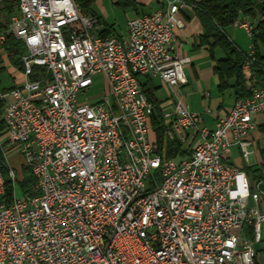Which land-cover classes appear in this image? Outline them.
Here are the masks:
<instances>
[{
    "label": "built area",
    "instance_id": "built-area-1",
    "mask_svg": "<svg viewBox=\"0 0 264 264\" xmlns=\"http://www.w3.org/2000/svg\"><path fill=\"white\" fill-rule=\"evenodd\" d=\"M165 2L129 18L118 37L100 35L98 19L75 0H17L5 31L24 53L21 79L0 88L1 157L14 187L10 147L35 183L33 193L0 201V264H257L264 168L250 176L229 154L232 146L246 160L253 154L264 88L235 99L213 128L177 97L164 114V137L185 154L160 153L140 78L177 88L189 62L175 50L183 2ZM235 25L251 38V25ZM97 75L103 96L80 101Z\"/></svg>",
    "mask_w": 264,
    "mask_h": 264
},
{
    "label": "trees",
    "instance_id": "trees-1",
    "mask_svg": "<svg viewBox=\"0 0 264 264\" xmlns=\"http://www.w3.org/2000/svg\"><path fill=\"white\" fill-rule=\"evenodd\" d=\"M17 6V0H0V8L3 12L9 14L13 11V5ZM96 0H75L80 9L87 15L96 17L103 28L99 29L100 35L113 34V26L107 25L101 18L95 14L92 9V3ZM115 4L120 7H130L136 9L138 3L136 0H115ZM196 18L200 22L203 32L198 38L199 46H206L212 58L213 50L219 48L223 56L214 59L213 72L218 78V89L220 92L228 87L234 91L235 99L249 97L252 87L264 88V0H192L190 4ZM245 19L256 20L251 35V48L253 54L249 51H243L238 48L228 37L225 29L236 22L245 21ZM7 24L0 25V32H5V40L0 43V48L5 52L9 62L17 67H21V57L24 53L23 43L15 38L11 33L6 32ZM251 60L250 74L246 77L244 66ZM3 57L0 54V73L4 71ZM34 78V77H32ZM230 80L231 83H230ZM141 88L145 93L147 100L153 105L156 117L150 122V136L158 144V150L167 157L184 155L180 143L166 140L164 137L165 125L161 115L160 102L154 97L156 87L149 77H144L141 81ZM2 101L0 100V108ZM5 132V124L0 119V138ZM6 145L2 143V146ZM1 156V146H0ZM248 170V169H247ZM262 170V169H261ZM4 174L5 194L0 197V201H9L13 195V186L11 180L7 177V172L2 168ZM249 173V172H246ZM261 172L256 170L253 177H259ZM35 179L30 169L24 165L23 178L19 185L25 193L34 185Z\"/></svg>",
    "mask_w": 264,
    "mask_h": 264
},
{
    "label": "crops",
    "instance_id": "crops-1",
    "mask_svg": "<svg viewBox=\"0 0 264 264\" xmlns=\"http://www.w3.org/2000/svg\"><path fill=\"white\" fill-rule=\"evenodd\" d=\"M152 0H136L138 3L136 9H133L131 15L127 17L125 24L127 23V20L133 16L143 14V13H150L154 10L165 8L166 2L165 0H156L158 2V5L156 7H150ZM182 2L184 0H181ZM192 1V0H191ZM145 5H148L150 8L148 11H145L143 8ZM143 6V7H142ZM179 16L183 20V26L175 28V50L176 53L181 57H188L189 62L185 64V68L189 70V78L187 77L186 73V83L183 84L180 87L177 88H168L164 84H162L158 79L156 78H150L153 85L156 87V90L154 92V97L156 98L155 93L159 88H164L165 90H173L174 96L171 94H167V96L162 99L156 100L160 102V108H161V115L164 122V109L168 108V111H166L165 114L169 113L172 108L173 102L176 101L177 97L182 99L184 101L185 99V93H182L183 90H188L189 88L194 87L197 91L202 92V97L205 100L206 105L204 108L200 107H192L194 112H197L201 115L202 121L200 123V126H205L208 128H213L215 121L217 117L223 116L227 113V111L233 106L235 97H234V91L231 87H228L224 91L220 92L218 89V78L213 72V65H214V59H218L223 56V52L219 48H215L213 50V56L212 58L209 54L208 48L206 46H199L198 45V38L200 34L203 32V28L196 18L191 6L183 8V6L179 10ZM100 17V16H99ZM101 18V17H100ZM102 20V19H101ZM103 21V20H102ZM104 22V21H103ZM235 25V24H234ZM236 26V25H235ZM100 28H103V24ZM240 28V27H238ZM244 30L243 28H240ZM126 33V28L122 33H118L113 28V34L115 36H123ZM227 33V32H226ZM229 39L239 48V46L235 43L234 40L230 38V35L227 33ZM251 48V45H250ZM249 48V50H250ZM248 50V51H249ZM3 57V65H4V71L8 70L11 83L9 86H3L0 87L2 89H9L12 86H14L20 79H21V72L19 71V68L13 66L9 60L7 59L5 52L4 54H1ZM204 57L209 58V61L206 65H202L204 62ZM0 73V84H1V75ZM143 78H140V81H143ZM232 80H230L231 83ZM225 91H228V103L225 104L223 93ZM210 96L215 97L216 99L215 103L211 105L210 107ZM255 121V129L250 134V138L252 139V146L251 150L253 151V154L249 157L248 160L244 159L241 156L240 150L237 146H232L229 154V161L236 167L244 170L248 175L252 176L253 173L256 170L262 171L261 169L264 168V113L257 114L254 116ZM13 150V148L11 149ZM233 153H237L240 157L241 163L236 164L234 161H232L231 156ZM180 156V155H177ZM175 156V157H177ZM248 169V170H247ZM252 173V175H251ZM256 249V262L257 264H264V236L263 239L255 244Z\"/></svg>",
    "mask_w": 264,
    "mask_h": 264
},
{
    "label": "rangeland",
    "instance_id": "rangeland-1",
    "mask_svg": "<svg viewBox=\"0 0 264 264\" xmlns=\"http://www.w3.org/2000/svg\"><path fill=\"white\" fill-rule=\"evenodd\" d=\"M191 4V0H184L183 1V8L189 7ZM150 7H156L158 5V2L156 0L151 1ZM1 7V6H0ZM143 7V6H142ZM148 5L144 6V10L148 11L150 8ZM16 8V1L15 4L13 5V11ZM92 11L97 14L98 16L101 17V19L109 26H113L116 32L122 33L125 28H126V19L129 17L133 11L132 8L130 7H120L117 4H115V0H96L95 2L92 3L91 6ZM8 16L9 14L5 13L2 11L0 8V25L6 24L8 22ZM245 22H247L249 25L254 28L256 20H249L245 19ZM225 31L230 35V38L235 41V43L239 46V48L243 51H248L251 45V39L250 36L245 32V30H242L238 28V26H235L234 24L228 26ZM0 54H4V51L2 48H0ZM209 58L204 57L202 65H206L207 62L209 61ZM185 73L187 77L189 78V70L185 68ZM93 86L87 90L85 93L79 95V100L80 101H86V102H94L100 99L105 90V80L102 76L97 75L93 77ZM11 83V78L9 75L8 70H5L4 73L1 75V84L0 87L3 86H9ZM182 93H185V99L184 103L187 104L188 109L190 111H194L192 107H200L204 108L207 102L202 97V92L197 91L194 87L189 88L188 90H183ZM167 94H171L174 96L173 90H165L164 88H159L157 92L155 93L156 98L158 100L164 99ZM224 97V102L227 104L228 101V91H225L223 93ZM215 97L210 96V107L213 105L216 101L214 99ZM2 106L0 108V114H1ZM168 111V108L164 109L163 115ZM6 144V143H4ZM6 145H3L2 147H5ZM12 148L10 147V150L6 152V159L8 161L9 167H11L14 172L16 173L15 177V187L14 191L16 196L20 197L25 193L19 185V182L23 178V169H24V164H23V157L17 150H11ZM232 161H234L236 164L241 163L240 157L237 153H233L231 156ZM34 190V185L30 188L28 192H32Z\"/></svg>",
    "mask_w": 264,
    "mask_h": 264
},
{
    "label": "bare ground",
    "instance_id": "bare-ground-1",
    "mask_svg": "<svg viewBox=\"0 0 264 264\" xmlns=\"http://www.w3.org/2000/svg\"><path fill=\"white\" fill-rule=\"evenodd\" d=\"M2 168L6 170L7 177L9 178V180H11V183L13 186L12 197H14V179H13V176L10 174V170L6 167L5 159H3L1 156H0V185H1L0 197H3L5 194V184H4L5 182H4V174H3ZM3 199L5 200V198Z\"/></svg>",
    "mask_w": 264,
    "mask_h": 264
},
{
    "label": "water",
    "instance_id": "water-1",
    "mask_svg": "<svg viewBox=\"0 0 264 264\" xmlns=\"http://www.w3.org/2000/svg\"><path fill=\"white\" fill-rule=\"evenodd\" d=\"M156 117L155 113L153 112L152 113V118L154 119Z\"/></svg>",
    "mask_w": 264,
    "mask_h": 264
}]
</instances>
